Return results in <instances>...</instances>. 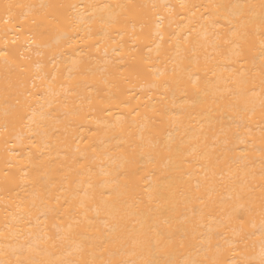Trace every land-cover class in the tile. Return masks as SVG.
<instances>
[{"label":"bare ground","instance_id":"1","mask_svg":"<svg viewBox=\"0 0 264 264\" xmlns=\"http://www.w3.org/2000/svg\"><path fill=\"white\" fill-rule=\"evenodd\" d=\"M0 264H264V0H0Z\"/></svg>","mask_w":264,"mask_h":264},{"label":"snow or ice","instance_id":"2","mask_svg":"<svg viewBox=\"0 0 264 264\" xmlns=\"http://www.w3.org/2000/svg\"><path fill=\"white\" fill-rule=\"evenodd\" d=\"M0 57H5V58H7V53H6V52H0Z\"/></svg>","mask_w":264,"mask_h":264}]
</instances>
